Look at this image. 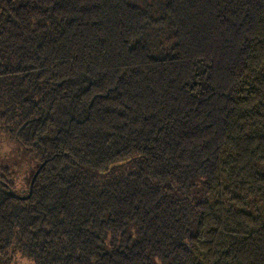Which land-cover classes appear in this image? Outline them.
<instances>
[{
	"label": "trees",
	"instance_id": "obj_1",
	"mask_svg": "<svg viewBox=\"0 0 264 264\" xmlns=\"http://www.w3.org/2000/svg\"><path fill=\"white\" fill-rule=\"evenodd\" d=\"M0 146L2 264H264V0H0Z\"/></svg>",
	"mask_w": 264,
	"mask_h": 264
},
{
	"label": "rangeland",
	"instance_id": "obj_2",
	"mask_svg": "<svg viewBox=\"0 0 264 264\" xmlns=\"http://www.w3.org/2000/svg\"><path fill=\"white\" fill-rule=\"evenodd\" d=\"M1 147V146H0ZM13 147L12 144H9L8 146L6 145V148L2 149V152L5 153V150L7 152V154L13 150L11 149ZM13 155V154H12ZM22 156V155H21ZM26 159L27 157L25 156H22V158H20L19 156H13L11 157V159H8V158H0V161L5 164L4 166H13L14 164V167H13V170L15 172V176H16V173L18 175V180H17V185L19 184H23V181H25L26 179L29 178V175L31 174L32 170H30L33 166V162H29L28 161L26 162ZM15 166H17L15 168ZM15 168V169H14ZM17 178V177H16ZM17 264H32L30 260L28 259H25V258H19L17 260Z\"/></svg>",
	"mask_w": 264,
	"mask_h": 264
},
{
	"label": "water",
	"instance_id": "obj_3",
	"mask_svg": "<svg viewBox=\"0 0 264 264\" xmlns=\"http://www.w3.org/2000/svg\"><path fill=\"white\" fill-rule=\"evenodd\" d=\"M129 162V161H128ZM128 162H125V163H122V164H126ZM44 167V165H41L40 168L36 171V173L34 174L32 180H31V183H30V186H29V195L27 196H22L20 194H18L16 191H14L10 186H8L7 184H5L4 182H2L0 180V183H2L7 189H8V192H9V195L14 198V199H17V200H22V201H25V200H28L31 195H32V192H33V188H34V185H35V182L42 170V168ZM112 168V167H111ZM0 264H2V260L0 259Z\"/></svg>",
	"mask_w": 264,
	"mask_h": 264
}]
</instances>
